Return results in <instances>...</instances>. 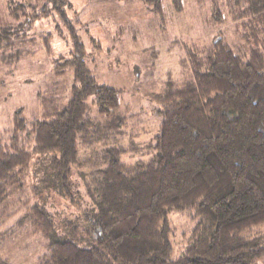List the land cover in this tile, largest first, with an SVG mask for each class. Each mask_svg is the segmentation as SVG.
<instances>
[{"label":"trees","instance_id":"16d2710c","mask_svg":"<svg viewBox=\"0 0 264 264\" xmlns=\"http://www.w3.org/2000/svg\"><path fill=\"white\" fill-rule=\"evenodd\" d=\"M148 1L163 17L159 1ZM195 1L208 4L210 22L237 21L249 51L238 55L219 36L177 59L191 77L168 74L150 96L159 123L145 161L134 159L139 132L121 108L122 91L95 80L71 32L72 52L53 67L71 71L67 101L38 95L41 118L26 121L17 111L8 138L0 137V242L13 233L3 199L29 170L34 194L67 201L72 219L37 204L20 217L16 228L50 240L36 264H255L264 257V237L251 233L264 224V0ZM171 3L181 12V0ZM19 35L0 28V48ZM11 58L0 53L2 63ZM169 211L197 220L174 259Z\"/></svg>","mask_w":264,"mask_h":264},{"label":"rangeland","instance_id":"374dc122","mask_svg":"<svg viewBox=\"0 0 264 264\" xmlns=\"http://www.w3.org/2000/svg\"><path fill=\"white\" fill-rule=\"evenodd\" d=\"M55 1V7L63 12L55 10L51 0H0V28H17L20 32L0 48L5 56L12 54L8 63L0 62L3 140L10 134L17 111L26 121L41 118L38 95H53L64 101L69 98L71 71L66 69L56 74L58 70L53 67L57 59L63 66V58L72 52L71 32L76 36L74 40L83 44L86 63L95 80L122 91L121 108L133 116L130 125L139 132L141 149L134 159L143 161L153 155L152 144L158 133L159 118L150 96L161 91L168 74L173 79L191 77L177 59L188 58L190 50H202L219 36L238 55L247 56L249 51L237 21L227 17L221 23L210 22L207 3L181 0L182 10L176 13L171 0H156L162 8V17L152 12L148 0ZM16 52L19 56L13 55ZM82 172L86 174L88 169ZM16 179L1 205L5 206L3 214H7L5 227L13 233L1 240L0 258L6 264H36L50 240L30 229L16 228L20 217L37 204L57 214L60 221L72 219L65 216L67 201L46 197L44 192L34 194L32 171L25 170ZM81 186L79 182V191H83ZM166 222L174 259L185 249L197 220L188 211H169ZM251 233L264 237V224ZM255 264H264V257Z\"/></svg>","mask_w":264,"mask_h":264}]
</instances>
